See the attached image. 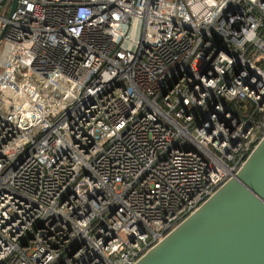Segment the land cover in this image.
Masks as SVG:
<instances>
[{
	"label": "built area",
	"instance_id": "2783aa9c",
	"mask_svg": "<svg viewBox=\"0 0 264 264\" xmlns=\"http://www.w3.org/2000/svg\"><path fill=\"white\" fill-rule=\"evenodd\" d=\"M12 6L0 264H133L264 137V0Z\"/></svg>",
	"mask_w": 264,
	"mask_h": 264
},
{
	"label": "water",
	"instance_id": "95a60500",
	"mask_svg": "<svg viewBox=\"0 0 264 264\" xmlns=\"http://www.w3.org/2000/svg\"><path fill=\"white\" fill-rule=\"evenodd\" d=\"M133 264H264V137L234 176Z\"/></svg>",
	"mask_w": 264,
	"mask_h": 264
},
{
	"label": "rangeland",
	"instance_id": "374dc122",
	"mask_svg": "<svg viewBox=\"0 0 264 264\" xmlns=\"http://www.w3.org/2000/svg\"><path fill=\"white\" fill-rule=\"evenodd\" d=\"M138 33H139V30H138V27H137V20L135 18H132L130 20V24H129V30H128V33H127V37L128 39L130 40H135L137 37H138ZM4 42H2L0 44V51L4 48ZM127 48H132L133 46L132 45H126Z\"/></svg>",
	"mask_w": 264,
	"mask_h": 264
}]
</instances>
